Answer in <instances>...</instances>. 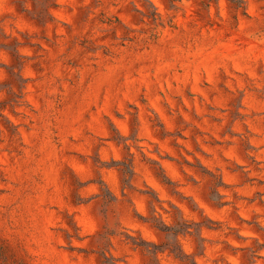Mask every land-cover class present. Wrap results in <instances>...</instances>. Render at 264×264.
<instances>
[{
	"label": "rangeland",
	"instance_id": "obj_1",
	"mask_svg": "<svg viewBox=\"0 0 264 264\" xmlns=\"http://www.w3.org/2000/svg\"><path fill=\"white\" fill-rule=\"evenodd\" d=\"M0 264H264V0H0Z\"/></svg>",
	"mask_w": 264,
	"mask_h": 264
}]
</instances>
